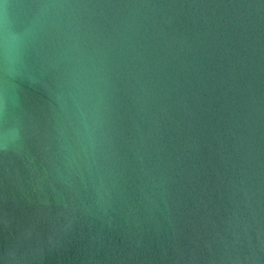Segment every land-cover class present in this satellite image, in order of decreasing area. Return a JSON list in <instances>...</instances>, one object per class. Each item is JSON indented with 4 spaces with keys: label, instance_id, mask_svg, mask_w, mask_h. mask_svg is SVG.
I'll use <instances>...</instances> for the list:
<instances>
[{
    "label": "water",
    "instance_id": "1",
    "mask_svg": "<svg viewBox=\"0 0 264 264\" xmlns=\"http://www.w3.org/2000/svg\"><path fill=\"white\" fill-rule=\"evenodd\" d=\"M0 264H264V0H0Z\"/></svg>",
    "mask_w": 264,
    "mask_h": 264
}]
</instances>
